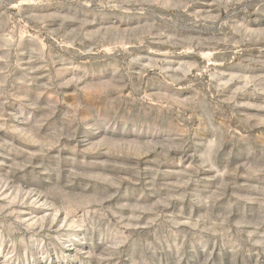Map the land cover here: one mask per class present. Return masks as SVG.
<instances>
[{
	"label": "rangeland",
	"instance_id": "1",
	"mask_svg": "<svg viewBox=\"0 0 264 264\" xmlns=\"http://www.w3.org/2000/svg\"><path fill=\"white\" fill-rule=\"evenodd\" d=\"M0 264H264V0H0Z\"/></svg>",
	"mask_w": 264,
	"mask_h": 264
}]
</instances>
